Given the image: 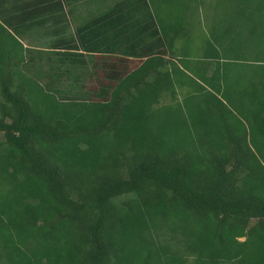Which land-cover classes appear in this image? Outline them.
Listing matches in <instances>:
<instances>
[{"label": "trees", "instance_id": "obj_1", "mask_svg": "<svg viewBox=\"0 0 264 264\" xmlns=\"http://www.w3.org/2000/svg\"><path fill=\"white\" fill-rule=\"evenodd\" d=\"M78 1L0 0V264H264V0Z\"/></svg>", "mask_w": 264, "mask_h": 264}, {"label": "rangeland", "instance_id": "obj_2", "mask_svg": "<svg viewBox=\"0 0 264 264\" xmlns=\"http://www.w3.org/2000/svg\"><path fill=\"white\" fill-rule=\"evenodd\" d=\"M200 2V7L195 6L194 8V19L192 21V25L195 27L192 29L193 35L198 42L208 39L211 29L217 27L218 24H222L225 17L231 12V7L227 8L222 3L217 5L216 0H200ZM250 56L255 57L252 54Z\"/></svg>", "mask_w": 264, "mask_h": 264}, {"label": "crops", "instance_id": "obj_3", "mask_svg": "<svg viewBox=\"0 0 264 264\" xmlns=\"http://www.w3.org/2000/svg\"><path fill=\"white\" fill-rule=\"evenodd\" d=\"M107 7L101 5H88L87 0H79L73 6H66L64 11L60 12H48V18L51 19L50 13L55 16H60V20L54 22V25L66 27L67 24L70 26V31L76 32L79 28H82L85 24L92 23L93 19L99 18ZM98 16V17H97ZM131 20V19H130ZM60 23H62L60 25ZM50 24L48 23V26Z\"/></svg>", "mask_w": 264, "mask_h": 264}]
</instances>
